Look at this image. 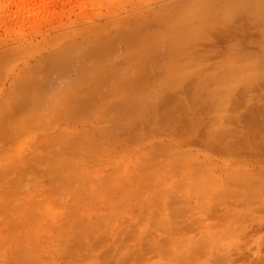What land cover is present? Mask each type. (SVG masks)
I'll list each match as a JSON object with an SVG mask.
<instances>
[{"label":"rangeland","instance_id":"rangeland-1","mask_svg":"<svg viewBox=\"0 0 264 264\" xmlns=\"http://www.w3.org/2000/svg\"><path fill=\"white\" fill-rule=\"evenodd\" d=\"M182 3L183 0H0V173H7L0 179V194L4 196L0 197V264H33L34 256L37 264L53 260L56 264H70L76 231H82V224L86 228L87 220L104 212L106 200L107 204L118 201L123 190L127 194L142 192L141 199L153 202L155 189L182 186L188 171L199 176L206 166L225 182L237 173L260 182L264 176V152L257 151L255 155L254 151L240 148L236 151L237 146L232 145L195 150L194 145H178L179 141L171 140L175 138L167 134L151 136L149 140L140 138L142 142L135 135L143 132H136L139 121L142 123L145 113L154 109L161 83L156 78L167 69L166 30L170 27L171 32L173 15L181 13ZM245 43L251 55L264 56V50L258 53L257 41ZM137 90L141 96L147 93L148 99L142 101ZM130 100H134L132 108ZM129 107L134 109L131 113ZM135 110L137 116L142 112L144 115L138 119ZM132 115L138 124L130 122ZM168 151L173 155L169 156ZM232 152L240 154L244 163H238V155L234 158ZM224 155L231 157L226 159ZM172 160L177 165L173 161L174 166H170ZM238 164H243L242 172L236 170ZM117 173L121 185L116 190H106V181H113ZM40 203L43 217H34L42 206H37L40 208L34 214L30 211ZM127 211V207L119 211L110 234L123 229ZM134 245L129 243L130 248ZM96 249L87 254L89 264L101 262V248ZM31 250L38 254L32 255L29 262L25 252Z\"/></svg>","mask_w":264,"mask_h":264},{"label":"bare ground","instance_id":"bare-ground-1","mask_svg":"<svg viewBox=\"0 0 264 264\" xmlns=\"http://www.w3.org/2000/svg\"><path fill=\"white\" fill-rule=\"evenodd\" d=\"M182 6L181 13L173 15L174 26L171 27V32L168 31L170 27L166 30L167 69L163 67L164 74L160 71L161 73H157L158 77L155 75L157 78L162 76L156 78L161 83L154 109L147 115L145 113L144 119L141 118L142 123L139 121L140 124L136 126V132H143L136 133L134 127L132 132L136 133L140 142L142 138L149 140L151 136L155 138L167 134L175 138L169 139L179 141L178 143L194 145L195 150H198L196 147L203 150L207 146L213 149L232 145L237 146V149H234L236 151L240 148L248 152L254 151V154L257 151L264 152V56L251 55L247 47H244L247 41H257L260 44L258 53L262 54L261 50H264V0H183ZM162 33L159 35L163 36L164 32ZM161 37L160 41L164 39L161 40ZM153 50L156 52L154 48ZM145 95L139 98L142 101L148 99ZM128 101L126 100L127 103ZM133 101L130 100L131 108L134 106ZM138 106L136 108L140 107ZM116 109L118 110L117 107ZM133 110L130 109L129 113ZM135 114L136 117L137 111ZM116 115L113 117L117 120ZM141 115H144L143 112ZM132 119L130 122L138 124L134 121L136 119ZM167 153L169 156L173 155H170L171 151ZM232 153L234 158L240 156L237 152ZM239 153H242L241 150ZM165 155L168 157L166 153ZM228 156L230 155L225 156L226 159ZM173 161L175 162L172 160L169 163L170 166H174ZM244 161L241 157L237 159L238 163ZM175 163L177 165V162ZM238 165L236 170L242 172L243 164ZM262 167L264 169V166ZM202 169L205 170H202L199 176H196L197 171L195 175L188 171L182 186L155 189L152 197L156 199H153V202L141 199L142 192L136 194L135 190L134 193L128 194L123 190L122 196L116 197L119 200L115 203L107 204V200H104V212L90 222L87 220L86 228L82 224V231H76L74 234L73 246L71 245L74 250H71L73 255H70L73 260L70 259L68 263L89 264L87 254L98 247L101 248L100 264H264V176L260 182L255 183V179H247V175L237 173L228 177L225 182L214 175L210 166ZM0 174V179L7 177L6 172ZM118 176L120 177L117 173L113 181L110 182L111 178L106 181V190L110 188L111 191L121 185ZM233 181L235 183H232ZM76 183L78 184L77 181ZM83 185L85 184L81 187ZM0 197H4L2 193ZM86 197L88 198L87 195ZM0 202L2 203L1 199ZM35 206L30 214H34V210L38 211L42 206L37 214L35 211L34 217L38 214L43 217V205L40 203ZM125 207L129 214L123 221L126 224L119 232L110 234L112 226L118 220L119 211ZM73 226L78 229L77 224ZM62 241L60 245L64 244ZM131 242L135 243L132 248L129 247ZM29 252L31 253H25L29 254L27 261L30 262L31 256H37L38 253L32 254V250ZM34 258L36 257L31 261L33 264L36 261ZM48 261L47 259V263ZM52 262L49 264L56 261ZM65 263L67 264V261Z\"/></svg>","mask_w":264,"mask_h":264}]
</instances>
